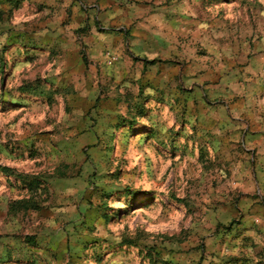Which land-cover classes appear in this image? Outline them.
Wrapping results in <instances>:
<instances>
[{"label": "rangeland", "instance_id": "374dc122", "mask_svg": "<svg viewBox=\"0 0 264 264\" xmlns=\"http://www.w3.org/2000/svg\"><path fill=\"white\" fill-rule=\"evenodd\" d=\"M0 264H264V0H0Z\"/></svg>", "mask_w": 264, "mask_h": 264}]
</instances>
